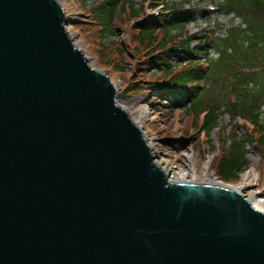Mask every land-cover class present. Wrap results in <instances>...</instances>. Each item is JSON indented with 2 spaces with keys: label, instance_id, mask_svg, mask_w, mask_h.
<instances>
[{
  "label": "water",
  "instance_id": "1",
  "mask_svg": "<svg viewBox=\"0 0 264 264\" xmlns=\"http://www.w3.org/2000/svg\"><path fill=\"white\" fill-rule=\"evenodd\" d=\"M65 15L0 0V264H264V210L168 181Z\"/></svg>",
  "mask_w": 264,
  "mask_h": 264
},
{
  "label": "trees",
  "instance_id": "2",
  "mask_svg": "<svg viewBox=\"0 0 264 264\" xmlns=\"http://www.w3.org/2000/svg\"><path fill=\"white\" fill-rule=\"evenodd\" d=\"M79 2L85 7L86 0ZM156 2L168 13L144 19L142 7L135 10L130 0H95L88 16L95 30H81L94 31V49L103 66L125 75L132 68L124 79L126 98L145 95L160 115L179 116L184 129L178 142L190 144L203 157L217 152L213 169L218 179L223 183L237 180L249 166L247 147L264 160V121L260 119L264 104V0H219L224 14H232L240 24L232 20L228 29L203 30L194 49L191 41L196 36L186 31L194 21L193 11H183L184 2L169 6L164 0ZM116 22L131 39L105 44L103 40L117 35ZM224 28L225 36L218 38L217 31ZM213 50L218 60H209L208 66L202 67V56ZM250 79L257 82L256 88ZM226 82L233 98L227 92L222 97L216 95V86L226 91ZM222 107L229 116V131L221 124ZM236 118L244 124H237ZM214 130L218 132L217 147L210 141Z\"/></svg>",
  "mask_w": 264,
  "mask_h": 264
},
{
  "label": "rangeland",
  "instance_id": "3",
  "mask_svg": "<svg viewBox=\"0 0 264 264\" xmlns=\"http://www.w3.org/2000/svg\"><path fill=\"white\" fill-rule=\"evenodd\" d=\"M59 3L65 9L66 16L69 17L67 23L69 38L74 45L85 51L88 64L91 68L103 72L108 76L110 81L116 85V90L118 91V103L125 111L129 113L132 119L140 127L143 132V135L149 144L155 162L159 164L163 169L168 170L171 175L175 178L185 177L188 180L192 181L193 179V170H195V178H208L219 180L213 169V160L216 157L214 155H205L204 157L200 155L190 144H181L178 142L179 135L184 129L183 121L177 116L176 118H167L163 115H160L158 110L148 104V97L145 95L134 96L133 98H126L124 90L126 89V84L124 79H127L128 76L132 73V68L129 67L128 72L125 74L116 73L110 67L103 66L100 61L99 55L96 53L93 45V34L94 31L83 32L81 29H91L94 27L92 22H90L88 16L91 13L92 5L95 0H86L85 7L80 4L79 0H58ZM219 0H164L167 5L179 4L184 2L182 5L183 11L191 10L194 14V21L186 26V31L191 36L195 35L196 38L191 42V49L196 48L195 43L199 37H202V31L212 32L219 26H224L228 29L229 24L234 23L240 24V21L237 18H233V15H225L224 11L217 10ZM135 10H138L142 7L144 0H130ZM154 2V1H153ZM148 0V4H150ZM144 14L149 17L155 15L154 11H151L149 8L144 10ZM113 28L116 31V36L106 38L103 40L105 44H109L112 41H119L122 43H127L131 39V35L124 31L120 27L119 22H116ZM132 24V23H131ZM225 28L217 31L218 38H223L225 36ZM94 29V28H93ZM95 30V29H94ZM101 42V43H103ZM204 60V59H202ZM208 60L213 62L218 60V54L216 51H210ZM130 66V64H129ZM126 77V78H125ZM250 83L253 88H256L257 82L254 79H250ZM216 95L222 97L226 92L234 97L230 92L229 82L224 83L226 91H222L220 86H216ZM211 92V91H210ZM209 92V93H210ZM215 92H212V94ZM117 103V104H118ZM219 112L221 115V124L224 128L228 129L229 116L225 113V108H220ZM260 119L264 121V104L261 108ZM243 134L242 131L239 132ZM210 141L212 145L217 147L218 145V132L215 130L211 133ZM205 150V147L203 148ZM248 155L247 159L249 166L245 172L239 174L238 179L229 183H224L227 186L241 188L240 193L243 194L247 199L251 196H257L259 198H264V160L262 155L259 152L251 150L250 147H247ZM255 166L256 178H250L247 182L243 181V174L250 170V167ZM220 181V180H219ZM221 182V181H220ZM223 183V182H222Z\"/></svg>",
  "mask_w": 264,
  "mask_h": 264
},
{
  "label": "bare ground",
  "instance_id": "4",
  "mask_svg": "<svg viewBox=\"0 0 264 264\" xmlns=\"http://www.w3.org/2000/svg\"><path fill=\"white\" fill-rule=\"evenodd\" d=\"M68 34H69V32H68ZM113 85L116 87V85L114 83H113ZM116 102L118 103V97L116 98ZM118 105H119V103H118ZM120 108H122V107L120 106ZM157 166H159V164H157ZM160 169H162V171H163V173H164V175H165V177H166V179L168 181L173 182V181L177 180V178L173 177V175H171V173H169L168 170L163 169L162 167H160ZM192 170H193V176L194 177H193L191 182H193L196 179L195 178V174H194L195 173L194 166H192ZM180 178H185V177L181 176ZM242 178H243L244 182H247L250 178H254L255 179L256 178L255 166L252 165L250 167V170L248 172H246L245 174H243ZM229 187L232 188L233 190L237 191V192H240L241 188H243V186H240L239 188L231 187V186H229ZM247 200L251 201L252 203H254L255 205H257L258 207H260L261 209L264 210V198L262 199V198H259V197L253 195L250 198H248Z\"/></svg>",
  "mask_w": 264,
  "mask_h": 264
}]
</instances>
